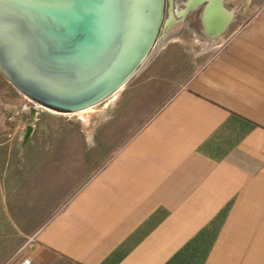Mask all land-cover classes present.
I'll return each mask as SVG.
<instances>
[{"label":"crops","instance_id":"crops-1","mask_svg":"<svg viewBox=\"0 0 264 264\" xmlns=\"http://www.w3.org/2000/svg\"><path fill=\"white\" fill-rule=\"evenodd\" d=\"M255 5L244 26L227 11L217 36L202 21L208 55H162L153 73L200 64L178 67L190 77L155 111L121 115L137 124L116 130L112 149L98 140L80 163L59 160L68 145L46 144L45 129L0 124L18 139L0 145V264H264V0Z\"/></svg>","mask_w":264,"mask_h":264},{"label":"water","instance_id":"water-1","mask_svg":"<svg viewBox=\"0 0 264 264\" xmlns=\"http://www.w3.org/2000/svg\"><path fill=\"white\" fill-rule=\"evenodd\" d=\"M212 9L221 34L231 19L223 0ZM164 11L165 0H0V71L35 102L81 111L137 73Z\"/></svg>","mask_w":264,"mask_h":264},{"label":"rangeland","instance_id":"rangeland-1","mask_svg":"<svg viewBox=\"0 0 264 264\" xmlns=\"http://www.w3.org/2000/svg\"><path fill=\"white\" fill-rule=\"evenodd\" d=\"M187 2L188 0H165L160 32L149 56L122 88L103 101L75 113L51 112L36 105L35 101L29 100L27 96L25 97L0 71V108L19 114V118L22 119V130L30 124L31 127L45 129L38 131L37 135L43 134L46 144L66 143L68 152L64 148L59 149V160L69 159L68 161L80 163L89 158L87 146L92 149L98 140H102L106 146L110 145L112 149L117 131L118 133L127 132L128 128L137 124V121L129 122L130 118H126V122L121 121V115L123 119L133 115V117L142 118L155 111V108L172 97L181 85H185L190 77V72L181 73L182 70L178 67L183 69L184 65L187 70L191 69L190 71L199 67L200 62L195 65L192 59V64H190V57H186V64L183 61L178 63V59L177 62L172 63L177 67L176 73L168 74L165 70H163L165 74L153 73L152 67L159 64L158 61L164 53L175 48L187 54L201 48L203 52L207 51L208 55L210 41L204 34L201 21V12L204 10L202 8L206 5H198L188 13L179 14L178 11L185 9ZM255 2L256 0H251L252 6L247 7L246 0L245 3L243 0H223L224 8L233 12L231 19H235L233 23L237 24L231 25L232 28L233 26H244L254 19L258 12ZM194 38L195 40L192 41ZM205 58L204 56L203 62ZM167 64L170 65L169 62ZM129 97L133 98L131 105ZM17 140V137L0 134V145L16 143ZM61 264L69 263L63 260Z\"/></svg>","mask_w":264,"mask_h":264},{"label":"bare ground","instance_id":"bare-ground-1","mask_svg":"<svg viewBox=\"0 0 264 264\" xmlns=\"http://www.w3.org/2000/svg\"><path fill=\"white\" fill-rule=\"evenodd\" d=\"M200 2H202V0H188V2L187 3H185V9H181V10H179L178 11V13L179 14H184L186 11H189L190 9H192L193 7H195V6H197ZM210 8H209V10L207 11V10H204V17H203V22H204V25H205V28H206V32L210 35V34H212V30L213 29H211V27H210V23H211V21L213 20L214 21V19H213V13H214V10L212 9L213 8V3H214V0H210ZM207 12H209V16H207ZM229 14V13H228ZM229 17H231V14H229ZM208 18V19H207ZM211 24H213V23H211ZM220 34V31L219 32H217L214 36H217V35H219ZM213 35V34H212ZM26 97V96H25ZM28 98V97H27ZM29 100H31V101H33L32 99H30L29 98ZM36 103V105H38V106H40V107H42V108H44V109H47V110H49V111H51V112H56V113H62L63 114V112H59V111H56V110H53V109H51V108H49V107H47V106H45V105H42L41 103H39V102H35ZM86 109H88V108H86ZM85 109H83V110H81V111H84ZM72 113H75V112H72ZM64 114H69V113H64Z\"/></svg>","mask_w":264,"mask_h":264},{"label":"built area","instance_id":"built-area-1","mask_svg":"<svg viewBox=\"0 0 264 264\" xmlns=\"http://www.w3.org/2000/svg\"><path fill=\"white\" fill-rule=\"evenodd\" d=\"M19 116L15 113H11L5 111L4 109L0 108V124H4L6 122H16L18 121Z\"/></svg>","mask_w":264,"mask_h":264},{"label":"flooded vegetation","instance_id":"flooded-vegetation-1","mask_svg":"<svg viewBox=\"0 0 264 264\" xmlns=\"http://www.w3.org/2000/svg\"><path fill=\"white\" fill-rule=\"evenodd\" d=\"M198 5H200V6H205L206 5V2H202V3H200V4H198ZM198 5H197V7H198ZM196 7V6H195ZM194 8V7H193ZM202 9H205V7L204 8H202ZM191 10V9H190ZM189 10V11H190ZM225 10H226V8H225ZM203 12H201V21H203V14H204V10H202ZM226 11H228V10H226ZM187 13H188V11H186ZM230 23H228L227 25H225V28L222 30L223 32L222 33H224L225 31H227L228 30V28H230V25H229Z\"/></svg>","mask_w":264,"mask_h":264}]
</instances>
